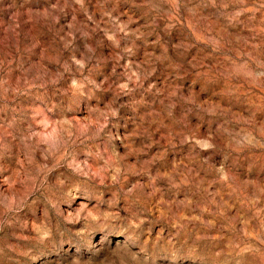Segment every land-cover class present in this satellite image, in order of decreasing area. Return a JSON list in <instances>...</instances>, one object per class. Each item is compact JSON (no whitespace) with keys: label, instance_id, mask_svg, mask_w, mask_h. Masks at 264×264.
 <instances>
[{"label":"rangeland","instance_id":"rangeland-1","mask_svg":"<svg viewBox=\"0 0 264 264\" xmlns=\"http://www.w3.org/2000/svg\"><path fill=\"white\" fill-rule=\"evenodd\" d=\"M0 264H264V0H0Z\"/></svg>","mask_w":264,"mask_h":264}]
</instances>
